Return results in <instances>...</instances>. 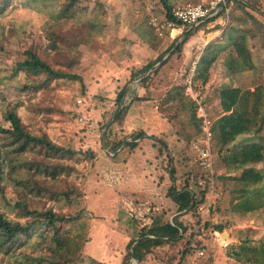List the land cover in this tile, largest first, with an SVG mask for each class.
<instances>
[{"label": "rangeland", "instance_id": "obj_1", "mask_svg": "<svg viewBox=\"0 0 264 264\" xmlns=\"http://www.w3.org/2000/svg\"><path fill=\"white\" fill-rule=\"evenodd\" d=\"M62 1L9 0L0 9V127L7 125L4 110L15 107L28 130L44 132L53 142L76 150L73 158L55 157L73 167L58 175L56 182L75 192L49 199L16 185L8 176L3 182L9 203L24 197L30 207L78 216L56 226H35L29 235L21 236L22 245L15 251L0 247V264H176L182 242L152 246L139 262L129 258V247L141 229L174 219L189 223L192 212L178 209L170 189L178 190L185 179L203 173L208 179L212 175L206 200L199 207L201 222L209 221V226L200 236L202 247L181 264H254L239 261L236 252L242 251L243 244L264 249V205L248 211L236 206L246 192L253 191V183L236 177L241 170L226 169L217 137L211 136L209 142L213 158L209 175L199 163L194 143L202 144L197 117L205 113L212 123L223 114L220 88L252 90L261 85L264 91V0H253L257 9H240L236 0H226L228 10L204 20L179 51L175 47L188 29L177 25L172 29L159 0H78L76 4L83 8L80 16L56 20L50 11H57ZM206 1L168 0L172 10ZM232 25L251 29L247 45L252 67L229 73L224 65L228 47L208 68L205 83L193 80L204 46L226 40ZM91 31L93 44L86 36ZM31 44L49 51L57 60L52 62L55 67L74 72L81 80H54L35 91L22 88L26 77L16 70V62ZM155 60L153 67L164 63L131 78ZM168 92L176 96L166 99ZM118 104L126 107L120 123L112 122ZM105 124L119 133L141 130L146 135L136 139L133 148L123 143L113 151L105 145ZM246 138L239 136L236 142ZM85 149L95 153L91 159L82 157ZM4 151L0 140V153ZM167 153L172 155V166ZM40 154L24 152L17 160ZM253 166L264 174V161ZM169 169H174L173 176ZM190 182L195 189L203 185L194 179ZM0 211L25 220L16 217L1 193ZM216 223L225 226L222 232L212 230ZM56 227L62 245L76 250L71 259L54 255L56 244L51 240Z\"/></svg>", "mask_w": 264, "mask_h": 264}, {"label": "trees", "instance_id": "obj_2", "mask_svg": "<svg viewBox=\"0 0 264 264\" xmlns=\"http://www.w3.org/2000/svg\"><path fill=\"white\" fill-rule=\"evenodd\" d=\"M165 9V17L167 21L181 26L180 22L173 15V10L168 0H159ZM9 0H0V9H3ZM78 0H64L60 3L57 11H50L52 17L56 20L77 17L82 14V7L77 5ZM240 9L251 7L257 9V5L252 1L236 0ZM222 12V11H221ZM220 14V13H219ZM204 21L196 25H184L185 36L179 45L175 47V51H179L183 42L196 32ZM240 28L232 25L227 32L226 40L209 42L204 46L202 54L196 62L192 79L200 80L205 83L208 80V68L216 60V58L229 47V51L224 59V65L231 74L250 69L252 67V59L247 39L251 33V29L246 27ZM87 36V42L93 44V32ZM57 38H60L59 36ZM165 60V59H164ZM164 60L153 67L156 62L152 61L141 69L132 73L131 78L142 70H157L164 63ZM57 60L52 57L49 51L41 50L38 45H29L16 62V70L26 77V82L22 88L38 90L39 88L49 87L54 80L79 79L74 72H68L61 67H55L53 63ZM156 68V69H153ZM147 76V75H146ZM141 79L144 81L147 77ZM125 90V88H124ZM123 92L121 93V96ZM176 93H167L166 99H171ZM219 103L223 114L215 118L210 125L211 136H215L220 141V150L223 151V161L226 169L241 170L236 177L243 182H251L254 187L253 191L246 192L236 204L244 211L253 210L264 205V174L261 170L254 169L255 164L264 161V91L261 85L254 89H242L239 86H224L218 91ZM139 98V97H138ZM31 107H33L31 105ZM41 109L38 104L36 107ZM34 107V109H36ZM126 112L125 105L118 104L112 115V122H121ZM7 125L0 127L1 129V145L4 147V153H0V193L10 209L16 211V217L25 218L24 221L9 217L4 211H0V247L5 252L17 250L21 245V236L29 235L32 229L42 223L48 226H56L65 222L76 220L78 213H56L52 210H39L30 207L24 197L15 200L13 203L7 201L4 191L3 182L6 176L11 178L16 185L28 188L29 191L45 196L49 199L68 196L74 193L73 188H67L58 185L57 177L63 172L69 173L73 167L62 160L56 159V155L61 154L65 158H73L76 150L67 148L63 145L53 142L46 133L35 134L27 129L15 111V107L6 108L3 112ZM192 118L195 119V112H192ZM198 119V118H197ZM104 133L105 145L110 150L116 151L123 143L135 147V140L145 136L144 131H136L131 133L117 132L111 128V124H105ZM239 136H245L246 141H238ZM160 150V149H159ZM24 152H37L42 156H33L30 159H19V155ZM161 152V150H160ZM40 154V155H41ZM82 157L91 159L94 152L85 149L81 152ZM169 166H172V155L167 153ZM48 157V158H46ZM5 168H7L5 170ZM24 168V169H23ZM171 168V167H170ZM204 169V168H203ZM174 169H169L170 176H173ZM209 175V171L204 169ZM191 179L203 183L202 186L191 183ZM191 179H185L183 186L176 190L171 187L170 192L174 196L178 205V209L192 212V218L189 223L182 224L177 220L165 221L164 223H156L149 228L140 230L139 237L134 240V244L129 247L128 256L137 262L141 261L145 253L150 247L160 243L172 242L174 244L183 243L180 250V259L176 264H181L183 258L193 253L196 247H202L200 236L205 228L209 226V221L201 222L199 207L205 202L206 194L209 186L208 176L203 174L200 176L193 175ZM173 180V177H172ZM55 181V182H54ZM174 182V180H173ZM261 183L260 185H256ZM225 228L221 223L212 226V230L222 232ZM55 237L51 240L56 244L54 253L58 259H71L75 254L74 250H67L62 245L60 235H57L58 227L55 229ZM64 241V240H63ZM69 249V248H68ZM242 251L236 252L239 261L254 264H264V249H248L244 244L240 247ZM246 251V252H244ZM250 251V254L248 252ZM71 252V253H70ZM242 254L243 257L240 256Z\"/></svg>", "mask_w": 264, "mask_h": 264}, {"label": "built area", "instance_id": "obj_3", "mask_svg": "<svg viewBox=\"0 0 264 264\" xmlns=\"http://www.w3.org/2000/svg\"><path fill=\"white\" fill-rule=\"evenodd\" d=\"M227 11L226 0H208L206 2H199L194 4H187L182 7H178L173 10V15L180 22L181 26L184 25H196L204 20H207L213 16H217L221 11ZM169 25L174 26L176 24L169 22ZM178 26V27H181ZM201 109V106H199ZM200 121L201 126V143H194V147L196 149L197 154L199 155V163L200 165L212 173L213 169V161L211 157V149H210V124L211 121L207 119L205 113H202L199 117H197ZM204 142V143H203ZM212 177V175H211ZM210 177V179H211ZM213 189V188H212ZM208 204L206 207H209Z\"/></svg>", "mask_w": 264, "mask_h": 264}, {"label": "crops", "instance_id": "obj_4", "mask_svg": "<svg viewBox=\"0 0 264 264\" xmlns=\"http://www.w3.org/2000/svg\"><path fill=\"white\" fill-rule=\"evenodd\" d=\"M219 15V14H218ZM218 15L217 16H213V17H211V18H209V19H216V17H218ZM173 183V182H172ZM176 203V202H175Z\"/></svg>", "mask_w": 264, "mask_h": 264}, {"label": "water", "instance_id": "obj_5", "mask_svg": "<svg viewBox=\"0 0 264 264\" xmlns=\"http://www.w3.org/2000/svg\"><path fill=\"white\" fill-rule=\"evenodd\" d=\"M224 234V233H223Z\"/></svg>", "mask_w": 264, "mask_h": 264}]
</instances>
